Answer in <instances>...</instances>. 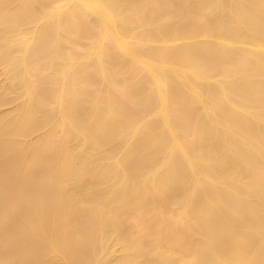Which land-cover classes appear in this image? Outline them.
I'll use <instances>...</instances> for the list:
<instances>
[{
    "label": "bare ground",
    "instance_id": "1",
    "mask_svg": "<svg viewBox=\"0 0 264 264\" xmlns=\"http://www.w3.org/2000/svg\"><path fill=\"white\" fill-rule=\"evenodd\" d=\"M0 264H264V0H0Z\"/></svg>",
    "mask_w": 264,
    "mask_h": 264
}]
</instances>
